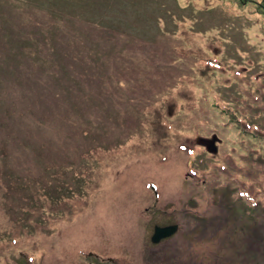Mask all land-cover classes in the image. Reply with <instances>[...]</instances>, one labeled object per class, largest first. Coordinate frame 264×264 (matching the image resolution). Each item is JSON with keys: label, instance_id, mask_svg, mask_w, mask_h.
<instances>
[{"label": "rangeland", "instance_id": "obj_1", "mask_svg": "<svg viewBox=\"0 0 264 264\" xmlns=\"http://www.w3.org/2000/svg\"><path fill=\"white\" fill-rule=\"evenodd\" d=\"M257 11L0 0V264H264ZM171 222L185 258L147 245Z\"/></svg>", "mask_w": 264, "mask_h": 264}, {"label": "trees", "instance_id": "obj_2", "mask_svg": "<svg viewBox=\"0 0 264 264\" xmlns=\"http://www.w3.org/2000/svg\"><path fill=\"white\" fill-rule=\"evenodd\" d=\"M219 1H221V2H223V1L233 2V3H235L237 5L239 4L241 6L246 5V2H247V4H249L250 2H254L256 4L257 9H258V11L255 13H257L259 16H261L260 14H264V0H261L260 2H258L257 0H219ZM187 8H182L180 10L186 12ZM190 11L192 13V7H190ZM189 18L193 19L194 16H192V14H189Z\"/></svg>", "mask_w": 264, "mask_h": 264}, {"label": "water", "instance_id": "obj_3", "mask_svg": "<svg viewBox=\"0 0 264 264\" xmlns=\"http://www.w3.org/2000/svg\"><path fill=\"white\" fill-rule=\"evenodd\" d=\"M178 229L177 226L167 227V228H157L153 240L158 242L161 238L167 237L173 234Z\"/></svg>", "mask_w": 264, "mask_h": 264}, {"label": "bare ground", "instance_id": "obj_4", "mask_svg": "<svg viewBox=\"0 0 264 264\" xmlns=\"http://www.w3.org/2000/svg\"><path fill=\"white\" fill-rule=\"evenodd\" d=\"M143 245H144V242H143Z\"/></svg>", "mask_w": 264, "mask_h": 264}]
</instances>
